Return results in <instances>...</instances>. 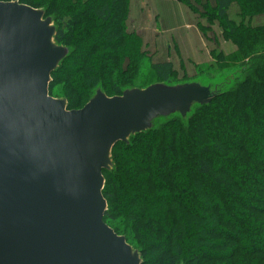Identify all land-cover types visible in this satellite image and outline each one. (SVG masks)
<instances>
[{
  "label": "trees",
  "instance_id": "trees-1",
  "mask_svg": "<svg viewBox=\"0 0 264 264\" xmlns=\"http://www.w3.org/2000/svg\"><path fill=\"white\" fill-rule=\"evenodd\" d=\"M19 1L46 10L56 42L71 50L52 75L50 95L84 108L98 89L109 97L174 80L128 31L129 0ZM218 22L236 52L218 60L241 76L231 90L113 150L104 171L105 223L143 264H264V0H180ZM237 6L241 23L231 20Z\"/></svg>",
  "mask_w": 264,
  "mask_h": 264
},
{
  "label": "water",
  "instance_id": "water-1",
  "mask_svg": "<svg viewBox=\"0 0 264 264\" xmlns=\"http://www.w3.org/2000/svg\"><path fill=\"white\" fill-rule=\"evenodd\" d=\"M46 10L0 2V264H143L104 219V171L118 143L187 120L234 88L156 83L109 97L98 89L80 110L50 95L71 50L56 42Z\"/></svg>",
  "mask_w": 264,
  "mask_h": 264
},
{
  "label": "rangeland",
  "instance_id": "rangeland-1",
  "mask_svg": "<svg viewBox=\"0 0 264 264\" xmlns=\"http://www.w3.org/2000/svg\"><path fill=\"white\" fill-rule=\"evenodd\" d=\"M177 3L181 5V10H185L183 16L186 20L183 21V26H179L171 12L176 10L174 7ZM142 7L147 9L141 10ZM239 14L240 11L235 6L229 15L232 21L240 24L242 20ZM126 25L129 32H135L142 38L143 52L151 62L173 65L175 77L172 83H199L209 86L212 83H221L231 75H239L241 72V69L232 70L227 63L218 60L221 53L225 57H230L236 52L232 51L237 50L235 44L225 40L220 24L216 21L210 23L180 0H129ZM252 25L254 27L264 25V16L253 19ZM190 34L194 35L193 51L203 53L208 62H201L204 57L196 60L190 55L192 50ZM198 38L206 44L205 49L195 47L200 46ZM161 124L163 123L158 122L156 125Z\"/></svg>",
  "mask_w": 264,
  "mask_h": 264
},
{
  "label": "crops",
  "instance_id": "crops-1",
  "mask_svg": "<svg viewBox=\"0 0 264 264\" xmlns=\"http://www.w3.org/2000/svg\"><path fill=\"white\" fill-rule=\"evenodd\" d=\"M180 7H181V5H179L177 3V5L174 7L176 10H171V12H173L172 14L174 16V19L179 23V26H181V25L183 26L184 25L183 21L186 20V17L183 16L184 15L183 12H185V10H181ZM145 9H147V8L142 7L141 10H145ZM175 12H176L177 17H175ZM181 22H182V24H181ZM189 36H190L189 38H191V46H192V50H191V54L190 55H192L193 59L195 58L196 60H201L204 57V60H202L201 62H205V63L208 62L207 57L203 56L204 55L203 53H202L203 54L202 55L201 52H199L198 50L193 51V41L192 40L194 38V35L190 34ZM198 40H199L198 43H199L200 46H195V47H202V48L205 49L206 48V44H204V41L203 40L201 41L199 38H198ZM235 51H236V49L233 50L232 53L235 52Z\"/></svg>",
  "mask_w": 264,
  "mask_h": 264
}]
</instances>
